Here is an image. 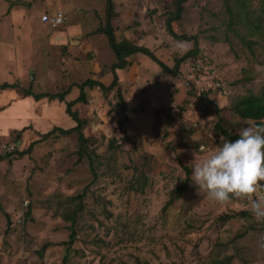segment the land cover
<instances>
[{
    "label": "rangeland",
    "instance_id": "obj_1",
    "mask_svg": "<svg viewBox=\"0 0 264 264\" xmlns=\"http://www.w3.org/2000/svg\"><path fill=\"white\" fill-rule=\"evenodd\" d=\"M13 1L0 0V15H10L0 17V63L16 60V71L34 83V91L63 93V85L90 75L88 59L94 64L98 52L102 61L108 52L114 56L106 37L94 33L106 21V0H18L21 3L12 7ZM114 2L120 12L114 23L125 20L152 31L163 45L160 58L168 66L173 68L176 59L194 50L193 42L178 41L166 30L167 14L176 11V0ZM243 2L249 22L264 18V0H187L173 27L177 34L198 37L199 54L181 65L179 75L169 73L170 92L187 96L173 107L172 93L170 109L149 116L132 111L130 141L117 131L108 100L105 132H86L92 139L87 153L94 159V171L89 155L78 161L77 133L51 136L29 155L0 161V264H264V221L255 218L250 203L233 198L221 206L206 193L199 194L190 178L193 165L227 140L221 130L236 134L246 124H255L231 111L240 97L264 92V23L258 30L257 21H238ZM228 7L239 10L240 16L232 18ZM59 9L67 15L63 26L52 29L41 22L43 13L55 15ZM18 12L25 14L24 20ZM87 39L94 47L88 59L80 45ZM73 44L80 68L64 70L62 58ZM195 60H202L211 82L223 85L205 94L202 102L196 90L185 87ZM62 70L69 74L57 78L55 72ZM12 134L0 136V146L11 143L16 151L29 149L32 143H16ZM6 155L12 156L0 153ZM84 192V198H78ZM256 196H264V188ZM24 199L31 218L21 225L17 216ZM77 208L82 211L74 225L71 216ZM240 212L246 215L220 219ZM72 225L77 240L70 247Z\"/></svg>",
    "mask_w": 264,
    "mask_h": 264
},
{
    "label": "crops",
    "instance_id": "obj_2",
    "mask_svg": "<svg viewBox=\"0 0 264 264\" xmlns=\"http://www.w3.org/2000/svg\"><path fill=\"white\" fill-rule=\"evenodd\" d=\"M128 8L130 9L129 6ZM60 10L61 9H59V11ZM116 13L119 14L120 12H117L116 10ZM16 16L23 20L25 18V14L23 12H18ZM0 17L7 19L10 17V15H8L7 11H4ZM29 19H31V17H29ZM122 22L123 23L117 25L115 24V34L118 41L126 39L128 41L134 42L135 45L146 47L150 49L159 60L164 62L160 58L163 45L158 44L152 31H148L142 27L137 28L133 26V24H125V20H122ZM1 26L2 22L0 23V27ZM96 37H98V35ZM80 45L88 59V57L92 54L94 47L88 39ZM74 46L75 44L69 46L71 48L67 47V53H65L66 56L65 58H62L60 65L62 68L66 66V69L64 70H67L68 67L73 70H75L76 67L80 68L79 63L81 62L77 59ZM94 53L96 54V52ZM102 56L103 55L100 57V53L98 52V58L100 61L96 60L94 64L88 59L92 69L88 72V74H90V78H88L89 76H86L84 77L85 79H81L80 81L75 80L74 82H70L67 87L64 85L62 86V92H69L65 97V102H61L59 99L50 100L48 98L36 100L33 96H24L22 92L24 90H29L30 88H32L35 94H47L49 92L34 91V83H27V80L25 78H21L16 71V60L11 58L13 61L11 60L7 62V60H4L3 63H0V71H2V73H0V78H2L0 79V86L6 83L11 85L17 84L20 86V88L16 89H0V136L10 137L13 132L24 130L19 142L23 143L24 145H29L35 141H39L43 135L54 130L55 128H60L63 130L75 128L77 123L67 114L66 103L75 102L79 98L81 91L78 85L82 84L88 79L98 81L106 86H111V84L114 82L115 74L111 70V67L117 62L116 57L115 55L112 56V54L108 52L105 54L106 57L102 61ZM95 59L96 58L93 57V60ZM127 60L129 62V66L125 69H118L115 73L119 78V87L123 92L125 102L129 110L131 121L126 126V129L127 131H130L129 126L133 124L134 127L133 116L131 115L132 111H138L140 115L148 114L149 116L150 113L154 112L155 114V112L160 111L161 108L166 107L170 109L171 103L169 99L172 93L174 96V102H172L173 107H176L177 103H181L183 98L187 96V93H171L170 75L168 73H164L162 68L150 57L142 53H137L128 57ZM64 70H62L61 73L55 72L56 77H66L69 74V71L62 74ZM57 71H59V69H57ZM125 85H129L130 89L124 90L123 87ZM215 93L216 92L213 94ZM49 94H59V92ZM85 94L88 101L87 104L76 103L73 107V111L79 113L81 119H84L88 122L84 128V134L87 138H90V136L86 134L87 131L89 132L93 129L94 135L97 133L101 135L103 132H105L104 126L105 122H107L106 118L108 117L110 109L106 110V108L108 109V101L99 87H95L93 89L86 87ZM115 94L116 90L112 91L110 94V101L112 104H115L116 102ZM213 94H211L210 99H212ZM140 96H143V99L137 101V98ZM129 107H131V109ZM95 114L96 117L92 118V115L95 116ZM97 121L99 123L96 124ZM138 124L139 127L137 128V132H139L136 134L139 136L142 134L140 132V128L142 127L140 123ZM44 142H47V140L40 144L43 145ZM29 218H31V215H28V219ZM44 247H47V244ZM49 249L50 248H48V250Z\"/></svg>",
    "mask_w": 264,
    "mask_h": 264
},
{
    "label": "trees",
    "instance_id": "obj_3",
    "mask_svg": "<svg viewBox=\"0 0 264 264\" xmlns=\"http://www.w3.org/2000/svg\"><path fill=\"white\" fill-rule=\"evenodd\" d=\"M177 4H176V11L175 12H169L167 14V19L165 22V26H166V30L167 32L176 40L178 41H182V42H193L194 43V50L188 52L186 55H184L181 58H178L175 60V66L173 68H170L168 65H166L164 62H162L161 60H159L155 54L148 48L146 47H141L138 45H135L134 42L132 41H128L126 39L118 41L115 31V23L114 21L117 19L118 15L116 13V5L114 0H106V21L105 23L100 26V28H98L97 30L94 31L95 34H99V35H103L107 38L108 40V44L110 46V48L112 49L117 62L111 67V70L114 72L115 74V79L114 82L111 84V86H106L98 81H94L92 79H88L85 82H83L82 84H77L79 89H80V96L79 98L75 101V102H71V103H66L67 105V114L77 123V126L73 129L70 130H63L60 128H55L53 131H51L50 133H48L47 135H44L41 137V139L39 141H35L33 142L29 149L26 151H15L14 153L10 154L12 156L6 155V156H0V161H4L6 160L7 157H13L16 156L18 158H21L23 156L29 155L32 152V149L38 145L39 143L48 140L51 136L52 137H60V136H69L73 133H77L78 134V141H79V145H80V150H79V162L83 159V157L85 155H89L88 149L89 146L91 144L92 139L91 138H87L86 135L84 134V128L86 127V125L88 124V122L84 119H81L79 113L73 111V107L76 103H84L87 104V97L85 94V88L89 87V88H95V87H99L102 92L104 93V95L106 96L107 101L109 100V105L111 106L110 112L112 113L113 117L116 120L117 123V131L121 132L124 135V138L126 141H130V137L128 134V131L126 129V126L130 123V114H129V110L128 107L126 105L125 102V98L123 95V92L121 90V88L119 87V78L117 76V74L115 73L118 69H125L126 67L129 66V62H128V57H130L131 55L137 54V53H142L148 57H150L153 61H155L161 68L162 71L164 73H170L174 76L179 75L180 73V67L182 64H184L186 61H188L191 58L197 57V55L199 54V49H198V37L197 36H189L186 34H177L174 30L173 27V22L178 21L182 18L183 13H184V4L187 2V0H176ZM14 3V4H13ZM12 3V7L14 5H17L19 3H21L20 1L16 0L13 1ZM241 9L244 11L243 17L238 20V21H248V23L253 24L255 23V21L258 22V26H256V29L259 30V26H262V24H260L261 22L264 23V18H262L261 16H259L256 20H251V22H249V15L248 12H245L248 9V6L243 2ZM229 13L231 15L232 18H234L235 16L239 17L240 13L239 10H235L233 11L231 7H228ZM262 11L264 12V9H262ZM45 14H49V13H45ZM43 14V15H45ZM42 15V16H43ZM66 15V14H65ZM41 16V17H42ZM67 17V15H66ZM46 25V24H45ZM253 34V33H251ZM16 88H20L19 85L15 84V85H11V84H3L0 86L1 90H6V89H16ZM116 90V94H115V104H112L110 101V94L112 93V91ZM69 92H63V93H59V94H35L32 90V88H30L29 90H24L22 92V94L24 96H33L36 100H41L43 98H48L50 100H55V99H59L61 102H65V97ZM210 102V101H209ZM212 103V102H210ZM231 111L237 115L240 119L242 120H247V121H254L255 124H264V92L260 93V94H255L253 92H249L247 95L240 97L238 101L235 102L234 106L231 108ZM221 113V110L217 109V115L219 116ZM222 122V119H219V125ZM254 124V125H255ZM24 133L23 131H19V132H13L12 135H16L14 137L15 142H19L21 135ZM57 133H59L60 135H57ZM222 135H224V137L227 140H235L236 134H232L229 131L226 130H221ZM113 141H111L110 145H109V149L113 148ZM89 159H90V165L92 170L94 171V159L91 155H89ZM86 192H84L83 194L79 195L78 198L83 199L85 196ZM0 209H2L0 207ZM82 211V208H77L75 210V212L72 214L71 218H72V222L75 225V220L77 217V214L79 212ZM29 214V212H28ZM241 215H246L243 212L240 213H235V214H231V215H225L222 216L220 219L224 222H227L229 220L235 219ZM7 221H8V229L7 232L10 229V225H11V221L9 216H7ZM74 225H72L70 227L71 229V234H70V241L67 243L68 246L72 247L73 244L76 242L77 240V232L75 230V228L73 227ZM70 251V248L68 247V252ZM43 252V251H42ZM41 256L42 253L40 252ZM65 262L68 261V258L66 257L64 259Z\"/></svg>",
    "mask_w": 264,
    "mask_h": 264
},
{
    "label": "clouds",
    "instance_id": "obj_4",
    "mask_svg": "<svg viewBox=\"0 0 264 264\" xmlns=\"http://www.w3.org/2000/svg\"><path fill=\"white\" fill-rule=\"evenodd\" d=\"M236 137L195 163L190 178L199 194L221 206L233 198L245 200L255 218L264 221V196H256L264 188V124H246Z\"/></svg>",
    "mask_w": 264,
    "mask_h": 264
},
{
    "label": "built area",
    "instance_id": "obj_5",
    "mask_svg": "<svg viewBox=\"0 0 264 264\" xmlns=\"http://www.w3.org/2000/svg\"><path fill=\"white\" fill-rule=\"evenodd\" d=\"M41 22L48 25L52 29H58L66 23V15L63 11H58L55 15L45 14L41 17ZM205 67L202 60H195L189 65L187 71V80L185 81V87L189 90H196V98L202 102L205 98V94H210L213 90H222L223 85L220 82H211L212 78H207ZM208 81V82H204ZM207 102V100H206ZM196 126V125H195ZM16 151V145L11 143H4L0 146L1 154H12ZM29 201L23 200L22 210L18 214L17 223L24 225L28 219Z\"/></svg>",
    "mask_w": 264,
    "mask_h": 264
}]
</instances>
